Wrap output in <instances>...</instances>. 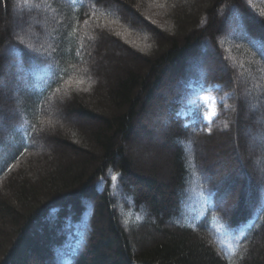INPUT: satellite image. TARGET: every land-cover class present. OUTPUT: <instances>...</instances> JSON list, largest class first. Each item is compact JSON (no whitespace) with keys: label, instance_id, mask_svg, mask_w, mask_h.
<instances>
[{"label":"trees","instance_id":"1","mask_svg":"<svg viewBox=\"0 0 264 264\" xmlns=\"http://www.w3.org/2000/svg\"><path fill=\"white\" fill-rule=\"evenodd\" d=\"M169 76L171 160L141 171L127 143ZM0 77V264H264V0H0Z\"/></svg>","mask_w":264,"mask_h":264},{"label":"rangeland","instance_id":"2","mask_svg":"<svg viewBox=\"0 0 264 264\" xmlns=\"http://www.w3.org/2000/svg\"><path fill=\"white\" fill-rule=\"evenodd\" d=\"M26 8V6H25ZM12 14L13 16L11 17V26L12 30L24 34L28 40H32L33 37L35 36V32L33 31L34 26H36L39 22L35 19L34 15L31 14L30 17H22L21 12L13 7L12 9ZM22 23V24H21ZM43 40V38H42ZM209 50V49H208ZM209 53L211 50H209ZM212 60V58H211ZM209 61V60H207ZM105 62V61H104ZM8 64H6V69L9 70ZM104 66L107 67L109 66L107 62L104 63ZM4 77H0V100L1 101H7L9 98L10 90L8 88H5V86H2V81ZM172 77H168L167 80L165 81L163 87L161 90L157 91L154 97V100L152 104L143 112L139 120L137 121L136 124V132L133 136V139L127 143V149L129 151V154L135 159V161L138 162V169L141 171H147L148 168H152L151 163H155L157 166V169H160L159 172L160 174H163V171L166 170L167 168V162L168 160H171V152H173V149L167 148V146H164L165 142H163L164 136L168 133L169 129L171 127L167 123V120L163 118V116H160V109L162 105V100L168 99L171 89H172ZM9 85V84H7ZM8 87V86H7ZM3 89V90H2ZM249 97V94H248ZM250 102H246V112L247 114H252V101L253 99H249ZM194 102L196 101H201L204 103L206 106L207 112H206V120H211L214 115H215V102L216 99L215 97L207 92H200L198 91L196 93V97L193 100ZM57 115L58 118L56 119L57 126L59 127V130L62 131L65 129V126L67 124H75L79 121L77 118H70L66 119L65 116L63 115V109L62 106L57 107ZM258 114V111H257ZM162 119V120H161ZM246 140L249 141L250 135L245 134ZM164 144V145H163ZM205 145L204 141H200L199 143V150L197 152L199 153L200 156L205 157L207 154V151L204 150L202 146ZM41 149H42V156L49 157L50 159L47 161L46 164H43L42 166L47 167L49 163H53L54 158L52 156L53 149L46 143L40 144ZM251 144L248 142L246 144V149L248 155L251 154V151L254 150ZM40 149V150H41ZM160 159V163L157 161ZM162 160V162H161ZM167 160V161H166ZM164 161V163H163ZM166 161V163H165ZM157 162V163H156ZM140 163V164H139ZM166 165V166H164ZM253 165V164H252ZM250 167H252L250 165ZM253 168V167H252ZM162 169V170H161ZM146 174V173H145ZM30 179V178H29ZM236 200V199H235ZM1 225V221H0ZM151 232V230H148ZM41 235V238L43 239L42 233L38 230L37 234ZM45 239V238H44ZM43 239V240H44ZM45 247V246H44ZM43 255V260L44 264H49V256L46 254V251L44 253H41ZM48 256V257H47ZM42 256H39V259ZM38 257L35 259L34 262L35 264L39 262Z\"/></svg>","mask_w":264,"mask_h":264}]
</instances>
